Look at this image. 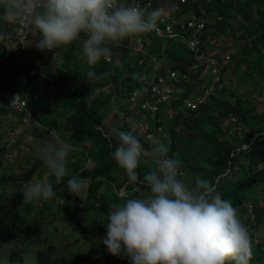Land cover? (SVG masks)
<instances>
[{
	"label": "trees",
	"instance_id": "16d2710c",
	"mask_svg": "<svg viewBox=\"0 0 264 264\" xmlns=\"http://www.w3.org/2000/svg\"><path fill=\"white\" fill-rule=\"evenodd\" d=\"M15 1L18 5L17 0H0V90L28 94V90L22 87L24 77L33 85L43 81L46 87L56 85L62 88L63 98L47 95L39 101H33L34 110L40 112L38 118L43 126L58 132L71 150L77 147L86 149L94 164L79 168L77 163L71 174L58 172L37 195L40 196L39 200L25 203L26 211L18 220L21 212L19 205H6L0 200V256L8 252L11 261L23 262L27 253L25 250L32 245L29 240H33L40 245L36 249L37 264H59V258L53 252L55 244L46 242L41 236L34 238L30 231L39 226L36 228L38 235L39 230H44L49 224L58 228L56 215H53L52 220L42 216L45 206H51L45 202L62 193L61 188L68 192L72 186H79L88 179L90 184L86 205L82 208V215L74 217L71 230L79 235L78 241H105L106 245L90 247L87 254L95 257L85 264H154L148 254H139L137 248L126 247V236L118 230L112 219L115 212L124 224V230L132 234L139 233L149 220L159 225L153 232L151 247L162 254L169 251L166 257L168 264H216L219 261L217 264H264V245L254 243V235L247 234L248 220L237 218L238 212H244V199L264 200V134H260L264 131V113H253L254 125L249 123L250 114L242 101L231 99L224 91L218 95H209L193 109L187 108L185 100L199 82L200 72H190L187 78L177 82L181 91L174 93L170 101L161 104V107L167 108L173 120L165 125L167 128L164 127L168 135L167 153L159 152L158 156H167L168 161L177 167L178 163L181 164L184 175L186 172L189 179L188 189L184 188L180 186L184 177H180L179 172L172 174L166 167L159 170L153 159L146 163L132 159L133 151L141 157L138 149H134L133 137L136 134L133 129L125 124L126 137L114 139L107 133V124L113 106L112 89H109L111 84H115L118 90L126 88L128 95L134 88L147 87V78L142 76L146 69L144 62L158 53L162 54L157 58L165 56L167 60L161 62L162 66L156 70L164 72L166 67L168 70H180V74L187 72L193 62L188 51L178 42L170 45L171 40L152 38L150 44L143 42V49H147L146 54L140 55L143 62L128 61L124 68L111 70V61L103 55L106 51L113 52L114 47L106 44L99 54L91 55V64L87 65L86 61L80 63L75 51L78 37L88 26L86 23L90 27L104 24L94 23L83 17L81 10L69 8L65 15L67 19L69 16L73 18L67 20L62 29L63 64L57 68L56 74L40 69L35 63L26 68L10 58L4 43L8 31L1 25V17L7 6L10 4L14 7ZM187 1V6L195 4L194 0ZM207 9L222 15L221 21L213 26L214 33L227 30L235 32L247 20L252 26L249 32L252 47L258 46L256 40L259 39L260 45H264V0H214L211 5H207ZM237 15L242 18L237 19ZM107 29L122 32L125 37L122 56L129 55V49H132L128 44L129 31L110 27ZM163 41L167 43L164 53ZM127 69L135 70L136 75L125 85V78L131 76L124 75ZM60 107L61 114L65 115L63 123L50 118L52 112ZM160 111L156 112L157 119ZM231 115L251 125L250 134L241 142L218 133L221 124ZM141 136H136L135 141L146 142L143 139L146 136ZM116 144H120V147H115ZM242 144L248 147L239 150ZM3 151L0 148V152ZM58 151L66 152L67 149ZM44 165L43 159L32 157L22 172H10L6 176L0 174V181H4L5 187L12 190L14 197L21 198L24 192L22 182L31 180ZM132 175L135 178H131ZM103 178L110 180L117 189L112 194L116 203H106V197L97 198ZM121 188L126 189L124 197L117 195ZM214 199L218 202L211 203ZM136 200L139 203H135ZM95 204L100 205L98 210H95ZM258 204L260 212H256V206L253 211L257 215L255 222L260 223L264 221V203ZM101 209L107 213L109 224L102 219ZM141 216L143 223L140 222ZM241 231L245 233L241 234ZM7 241H17L21 247L15 246L6 251L3 245ZM45 243L46 247H43ZM139 259L141 261L137 263ZM160 264H164L163 261Z\"/></svg>",
	"mask_w": 264,
	"mask_h": 264
},
{
	"label": "rangeland",
	"instance_id": "374dc122",
	"mask_svg": "<svg viewBox=\"0 0 264 264\" xmlns=\"http://www.w3.org/2000/svg\"><path fill=\"white\" fill-rule=\"evenodd\" d=\"M1 1L5 2L6 0ZM14 3V7L10 4L7 6L5 14L1 17L2 27L8 31L4 43L6 48L8 45L10 46L7 49L10 58L13 60L15 55L18 54L15 34V19L17 17L18 6L16 1ZM59 10L60 14L64 16V23L66 20H72V16H69L67 19L65 15L68 11L67 7H60ZM244 22L245 24L235 32L227 30L223 33H214L213 26L209 24L208 31L201 39V49L205 55L211 56L214 59V63H204L205 66L199 74V82L194 85L193 91L188 97L187 102L205 100L209 95H212L211 91L214 92L213 95H218L224 91L231 99L238 98L242 101L246 111L250 114L248 115V119L250 118L249 123L251 122L254 125L253 113H264V45H260L259 39L256 40L258 46L252 47L253 42L249 37L252 26L247 20ZM86 25H88L86 30L78 37V46L75 51L78 62L84 63L86 61L87 65L91 64L93 61L91 55L99 54L103 45L106 44L114 47L113 52L111 51L110 53L106 51L108 52V56H110L112 64L111 70L114 68H124L128 61L131 63H134L136 60L143 62V58L140 55L146 54L147 49L137 47L136 43H132L130 39L128 44L132 49H129V55L122 56V45L123 42H125V37H123L122 32L113 29L109 30L107 29L109 27L106 25L98 27H90L88 23H86ZM63 26L58 25L56 21L53 20L52 14L49 11L36 13L29 26L30 41L28 51L24 54H20L18 63L29 68L41 58L45 61L44 69H47L50 73L55 75L57 68L63 64L64 51L61 48ZM253 37L255 38L256 36ZM174 42L176 41H172L170 45ZM166 45L167 43L164 44L163 41V53ZM11 47L12 49L10 50L9 48ZM178 47L179 45L176 48ZM183 48L187 49L188 55L191 56L193 54L189 51L188 47L186 48L183 46ZM161 54L162 53H158L156 56H151L150 59L144 62L146 64V69L143 71L144 74L142 76L147 78L145 81L146 85H148V79L153 78L154 75H157V72H160L159 69H156L159 68L160 65L162 66L161 62L167 60L165 56L162 59L157 58V56ZM226 56H229V59H227ZM218 63H223L224 66L220 68ZM150 67H153V70L152 68L150 69ZM165 70H167L166 67ZM134 71L135 70H125L124 75L128 76L131 74V76L125 78L123 84L126 85L128 81L135 78L136 72ZM175 71L176 74L180 73V70ZM190 72L188 68L186 78ZM166 74L165 72L164 75ZM170 80L171 78H167L166 76V84L168 87L172 90L174 89V93L181 91V87H177L176 81L178 78L175 80V84L170 83ZM22 87L28 90V94L0 90V148L4 149L3 152H0V174L6 176L10 172H22L28 166L32 157L43 159L45 165L39 168L38 173L31 180L22 182L24 192L21 198L14 197L12 190L5 187L4 181H0L1 202L6 205L17 203L21 209L17 220L26 211L25 203L39 200L40 196L37 195L42 192V189L49 185L48 181L55 178L58 172H67L71 174L77 163L79 168L83 166L91 167L94 164L86 149L77 147L71 150L58 132L43 126L38 118L40 112L34 110L35 108L32 105L33 101H39L47 95L63 98L64 91L62 88L56 85L46 87L43 81H39L37 84L33 85L26 77L23 78ZM142 88H134L128 95L126 88L118 90L115 84L109 86V89H112L111 102L113 106L111 115L108 119L107 133L114 139L124 138L126 137V131L124 129L125 124L135 131L136 136L145 135L146 132L151 130L152 132H149L152 133V137L143 138L146 142L143 140L137 142L135 141L136 136L133 137L135 143L134 149H138V153L141 157L133 151L132 159L134 161L140 160L145 163L153 159V163L156 165L155 167L158 166L159 170L166 167L167 170L170 172L172 171V174H177L175 171L179 172L180 177H184L180 186L188 189L189 179L186 177L188 174L185 172L184 175L181 164L178 163L177 167L175 163L168 161L167 156L163 158L158 156L159 152L163 154L167 153L168 135L164 127H166L165 125L170 123L173 118L167 108L161 107L159 109L161 110V114L157 119L156 113H153V110H148L150 108L145 104L144 99H148L150 96L146 97L145 95H140ZM120 91H122V94ZM143 91L146 92V89ZM13 95L14 98H11ZM18 99L19 104L16 103ZM22 100L25 101L24 107L20 104ZM150 101H153V99ZM61 108L62 107L53 111L50 118L63 123L65 121V115L61 114ZM159 110L157 112H159ZM221 125L218 131L219 135L229 139H235V142H241L251 132V125L248 126L240 122L238 116H229ZM260 134H264V131ZM257 135L259 134L255 136ZM115 147L119 148L120 144H116ZM246 147H248L247 144H242L239 146V150ZM59 149H67V151L59 152ZM67 155L71 157L68 158ZM158 169H156V171L160 172ZM131 178H135V176L132 175ZM101 182L103 183L98 189L96 194L97 198L104 199L106 197V203H116L115 197L112 195L113 192L116 193L117 190L114 184L105 178H103ZM89 184L90 181L87 179L79 186H72L68 192H65V190L61 188L62 193L56 194V198H51L49 201L45 202L50 203L51 206L50 208H48L47 205L45 206V213L42 216L52 220L53 215H56L59 223L58 228L50 226L49 224L44 230H39L38 235H36V228L39 226L34 227L30 231V235L34 238L41 236L46 239V242L55 244L53 252L58 256L59 264H85L89 259L95 257V255L89 256L87 254L90 247L99 244L103 245V247L106 245L105 241L95 240L90 243L78 241L79 235L71 230V223L74 221V217L82 215L83 213L82 208L86 205L85 201L86 194L89 192ZM117 193V195H122V197H124L126 189H118ZM216 202H218V200L214 199L211 203ZM117 203L122 202L118 201ZM135 203H139L138 200H136ZM243 203L244 212H238L237 218H245L248 220L246 226L247 234H253L252 240L254 243L258 242L262 246L264 245V221H260V223L255 222L257 221V215L253 209L256 206V212L259 213L260 205L258 203H264V200L259 202L255 199L249 200L246 198L243 200ZM134 206H136V204ZM95 207L97 208L95 210H98L100 205L95 204ZM95 210H93V212ZM99 211L105 223L109 224L107 213L103 211V209ZM112 215V219L118 227V230L123 231L126 236V247H135L139 250V254H148L154 264H160L161 261H163L164 264L168 262L166 257L169 255V251L162 254L151 247L153 243V232L159 225L149 220L146 224L147 226L139 233L132 234V232L124 230V224H122L118 213L115 212ZM140 222H144L143 216H141ZM256 225H258V227L254 228ZM235 229L237 230L238 226H236ZM244 233L245 232L241 231V234ZM29 242H32V245L28 250H25V253H27H24L25 257L23 262L10 261L7 252L0 256V264H37L36 249L40 245L33 242V240H29ZM15 246L21 247V244H17V241H7L4 243L3 249L9 251ZM43 247H46V243ZM113 252H115V250H113ZM187 260L190 259L187 258ZM140 261V259L137 260V263H140ZM219 262H216V264ZM143 264L150 263L144 262Z\"/></svg>",
	"mask_w": 264,
	"mask_h": 264
},
{
	"label": "built area",
	"instance_id": "2783aa9c",
	"mask_svg": "<svg viewBox=\"0 0 264 264\" xmlns=\"http://www.w3.org/2000/svg\"><path fill=\"white\" fill-rule=\"evenodd\" d=\"M18 11L15 19V34L18 54L14 61L19 62L20 54L28 51L30 35L29 26L37 10L44 7H50L55 4H63L69 8L80 9L84 11L85 16L92 22H102L110 28L123 29L129 31V39L136 43L137 47H144L143 42L150 44V39L157 38L164 41L172 40L189 48L193 54V62L188 67L191 72H200L205 66V62H213L211 56L202 52V38L208 31L209 24L214 26L221 21L222 15L217 11H209L207 5H211L214 0H194L195 4L187 6V0H17ZM204 1V3H203ZM56 23L64 24L62 14L56 13ZM241 19V15H237ZM187 50V49H186ZM191 55V56H192ZM104 58L110 60L108 53ZM229 59V56H226ZM35 64L44 68L45 61L39 58ZM222 68L223 63H218ZM167 73L164 75V73ZM35 70L32 71V74ZM167 78H171L170 83L175 84L182 78H186L187 72L176 74L175 70H165L157 72L153 78L148 79L147 87L141 90V96L149 97L145 100L150 111L156 113L161 104L170 101L174 97V89H170L166 84ZM146 89V92L143 91ZM140 93V92H139ZM212 94L214 92L211 91ZM14 98V95L11 97ZM153 99V101H150ZM203 100L187 102L188 108H195ZM19 104V99L16 102ZM24 107L25 101H20ZM20 107V106H19ZM146 138H151L152 133L146 132ZM151 136V137H150Z\"/></svg>",
	"mask_w": 264,
	"mask_h": 264
},
{
	"label": "crops",
	"instance_id": "0c3cea01",
	"mask_svg": "<svg viewBox=\"0 0 264 264\" xmlns=\"http://www.w3.org/2000/svg\"><path fill=\"white\" fill-rule=\"evenodd\" d=\"M243 1V0H242ZM60 7H62V8H68L69 9V7L68 6H66V5H63V4H55V5H53V6H50V7H44V8H40L39 10H37V12L36 13H42V12H45V11H49L51 14H52V17L54 18L55 17V15H56V13H58V14H60V10H59V8ZM251 9V8H250ZM66 14V13H65ZM35 16V15H34ZM242 18V17H241ZM33 20V19H32ZM31 24V23H30ZM8 47H10L9 45L7 46V48ZM16 47H17V45H16ZM10 50L12 49V47L11 48H9Z\"/></svg>",
	"mask_w": 264,
	"mask_h": 264
},
{
	"label": "clouds",
	"instance_id": "9594fccd",
	"mask_svg": "<svg viewBox=\"0 0 264 264\" xmlns=\"http://www.w3.org/2000/svg\"><path fill=\"white\" fill-rule=\"evenodd\" d=\"M79 10H80V9H79ZM81 11H82V10H81ZM82 12H83V15H82V16H83V17H86L84 11H82ZM63 17H64V16H63ZM54 18L56 19V17H54ZM86 18H88V17H86ZM55 21H56V20H55ZM66 21H67V20H66ZM107 27H108V26H107ZM9 259H10V258H9ZM10 261H11V260H10ZM12 262H13V261H12Z\"/></svg>",
	"mask_w": 264,
	"mask_h": 264
}]
</instances>
